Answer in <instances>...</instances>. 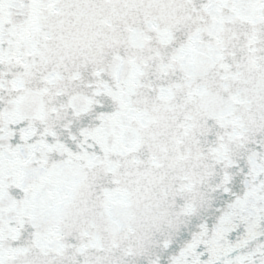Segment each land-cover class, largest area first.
<instances>
[{
  "label": "snow or ice",
  "instance_id": "1",
  "mask_svg": "<svg viewBox=\"0 0 264 264\" xmlns=\"http://www.w3.org/2000/svg\"><path fill=\"white\" fill-rule=\"evenodd\" d=\"M0 264H264V0H0Z\"/></svg>",
  "mask_w": 264,
  "mask_h": 264
}]
</instances>
